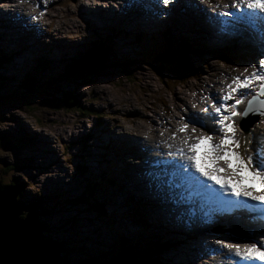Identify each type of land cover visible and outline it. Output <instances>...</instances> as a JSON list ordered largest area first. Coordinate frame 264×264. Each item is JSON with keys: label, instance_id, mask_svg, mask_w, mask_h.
I'll use <instances>...</instances> for the list:
<instances>
[{"label": "rangeland", "instance_id": "374dc122", "mask_svg": "<svg viewBox=\"0 0 264 264\" xmlns=\"http://www.w3.org/2000/svg\"><path fill=\"white\" fill-rule=\"evenodd\" d=\"M137 1L139 0H88L87 3H85V0H25V2H21L24 7H27L25 12H27L29 9L35 13L36 10L39 11L38 14L43 12L47 13L45 21L46 23L51 22V24L49 27H47V32L45 27H40L43 32L37 34L34 31L32 35L28 36L26 34L24 38L20 35V33L23 31V27H20L18 30H13L11 34H8L9 30H6L7 37L10 38L12 44H7V42L3 40L1 34L4 31H0L3 57L5 54L9 53L13 46H17V48L12 51L17 55L8 54L13 58L10 62L9 71L5 68L6 64L4 63L3 67L0 62V102L4 104L1 106L3 109L0 110V183L5 184V186H10L12 183H14L13 181H16L17 183H21V181L24 182V187L26 189L22 190V192L25 191L28 198H33L34 196L42 197L46 194H49L54 189H59L60 194H63L62 191H68L67 186H71L73 180H76L74 187H78V190L82 186L86 187V184L79 183V181H77L79 180L77 167L81 162L79 151L82 148L77 142L83 135L87 144H89L90 140L91 151H93L94 155L99 154L101 150L106 154V157L110 159L111 167L113 169L112 171L114 172H112V174L116 175H114L115 179L118 180L116 178L117 173H119L120 178H125L123 175V170L126 164L124 161L118 163L122 157L114 160V156L110 150L111 145L110 142H108L107 137L114 135L117 136L125 131H133L131 126L135 127L138 125L139 120L143 121L145 128L150 131L151 129L158 127V125L163 121L161 115L164 113L163 109H166L167 105L168 107H171L172 105L181 104L180 94H182L184 91H187L188 88H190V85L196 84L195 78L197 76H194L193 79L189 75L185 74L179 83L178 79H174L169 75L170 81L168 77L163 75L159 76L161 73H158V75L157 72L151 68V61L147 63H141L142 60H140V62H135L134 64L129 63V66L131 67L127 73H122L119 70L113 68V64L117 61H122L123 59L127 60L129 58V55H125L126 53L129 54L135 52L138 48L146 43L147 38H151L147 32L143 31L144 34L142 36L143 39L141 42L133 39L132 32L135 28L129 26L130 17L132 18L131 20L138 23L141 19L139 16L141 14L137 13V10L138 12L143 10L145 11L146 15H154L157 17L159 14V8L156 5L159 3H156V0H150L151 5H148V9H144L140 7L138 3H136ZM104 5L107 6L105 7ZM128 6H132V9H129ZM81 8H86V13H83ZM170 8L171 6L168 9ZM17 12V9L11 11L10 15L17 16ZM125 12L126 14L130 12L128 14L130 17L126 15ZM131 15H133V17ZM108 16L118 17L116 19L117 22L111 24ZM137 16L139 18H137ZM155 17L149 16L145 18V22H143L142 25H147V27L150 28L151 22L159 21ZM195 18L196 15H193V11H188L182 16L181 22H178L174 18L166 25L169 26L171 30L176 29V27L179 26L184 32L191 36L187 38L194 39L196 34H193V31L195 27L197 28ZM17 21L19 22V20ZM165 21L167 20L165 19ZM178 23L179 25H177ZM113 25L119 26L120 28H129L131 30L129 33L132 34L130 35L131 37H125L121 30L122 33L119 34L121 38L117 37L116 35L112 40L115 52L112 51L104 56L106 57L105 65L108 68H105L106 70L104 71L91 74L90 77L85 79L84 86L81 85L83 78H78L79 82L77 86H73L75 93L73 96L81 99V103L85 108L89 107L91 109L97 110L95 115L89 113L86 116L85 113L83 116H81L77 114V108H74L70 103L63 102V98L66 97V95L72 90L71 87H69L66 83L68 81L62 80L64 75H61L64 74L65 69H63L61 66V61L59 62V65L49 67L46 66L45 70L40 72L43 74V82L40 83L41 90L39 92L37 90L29 93L35 94L33 96L34 99L26 101L24 104H19V100L21 101L26 99L30 96L29 94L25 93L21 97H17V94L13 95V87L5 88L2 86L3 82H12V84L17 83L18 80H16V78L18 73L22 74L23 76V72L21 71L25 67L33 64L36 60L41 58L37 57L36 55L43 56L42 59L45 60L46 58L51 59L54 63L62 57V59L69 63L71 60L75 59L74 54L79 52L81 45H85L87 42L88 47L97 44L96 41L99 39V36L104 38L106 34L110 33V27L115 28ZM171 25L173 26V29ZM95 27H98V29L95 30ZM165 27L166 26L163 25L157 32H163ZM234 27L235 30L239 29V26L237 25ZM14 28L15 26H13V29ZM0 30H2V28H0ZM157 32H155V34ZM44 35L45 38L42 39V42L45 44H43L40 48L39 45L41 42L38 39H41ZM168 37L170 40L173 38L176 39V37L173 35H168ZM165 38H161V36L158 34L156 35L155 41L158 45L168 42L166 40L167 38ZM120 40L121 42H119ZM22 42H28L31 43V45L25 44L24 48H22L20 46L22 45ZM201 44L202 46L204 45V43ZM18 48L19 52H17ZM84 48L86 49V47ZM149 49V45L146 44L143 47V50H139L142 52V54L137 53L136 57L130 60L147 59L150 53H153L147 51ZM121 55H123V58L118 59V57ZM163 57L164 56H156L154 58L163 60ZM211 57H213L211 64H206L204 62L201 63V67L203 68L201 73L206 74L207 71H209V67H211L213 64L214 69L219 67V63L215 60L216 56ZM41 62H43V60ZM127 62L128 61H126V63ZM190 65L193 67V69L188 70L192 71L193 73L200 70V64ZM153 71H155V73ZM56 73L57 75H55ZM37 74L38 76H41V74ZM76 75L79 77L78 74ZM74 80L76 79L71 81ZM44 81H48L49 83ZM24 83L27 88V82ZM19 86L21 85L19 84ZM174 92L176 93L175 95ZM91 94L98 96V98L95 100L93 97H91ZM244 101H247L246 98ZM115 102L119 103L118 108L113 106ZM77 116L82 117L83 126L81 124V120ZM117 117L120 118L118 119L116 125L119 127L121 125L123 128L118 129L122 130H115V124H113L114 129L108 130L110 127L109 124L116 122ZM132 118L134 121L131 120ZM71 119L72 124L66 125V120L69 121ZM61 122L64 124H61L59 127ZM167 123L169 124V129L171 130V126L173 124L172 118L171 120L168 119ZM54 127H56L55 129H57V132L52 131ZM107 130L108 132L105 133ZM96 131L98 134H95ZM143 132L141 133L143 138H139L141 143H144V140L146 139L144 138ZM39 133H41L42 136L48 135L51 143H47L40 139L37 141L33 140L37 138ZM160 133L161 132L158 131V135H160ZM12 135L18 138L17 143L7 140V138ZM2 137H4L5 141H1ZM112 143L119 144L118 141ZM130 143L134 149V144L132 142ZM120 146L124 145L120 144ZM83 162L86 167L91 172H93L91 176L95 175V179L99 180V177H96V174H102L103 170H100L103 168V166L100 165L98 169H96V167H94V156L92 155L87 160L84 159ZM117 184L119 186V190L113 199L117 198V200L121 201L125 199L129 202L125 196H121L120 190L122 187H125L127 192L134 194L130 182L127 183L126 186H123L121 182H117ZM103 189L107 192L111 191L110 187H99V185L96 191L101 192ZM76 196H78V193H74V195H72L71 203L73 202L74 198H78ZM111 196L113 195H110L106 199V202L115 203L116 201L109 200ZM133 197L136 198L134 195ZM22 198L26 197L22 196ZM31 201H33V203L38 206L41 204L36 200ZM45 203H47V201ZM86 203H88L87 199L86 202H79V206L83 209L87 207ZM138 203L141 202L139 201ZM168 203H170L169 207L171 206L175 208L176 202L170 200ZM129 204L134 209H136V212H140L144 218V221H146L142 211H140V209L132 203L129 202ZM41 205L44 209L43 204ZM16 207L18 208V206ZM73 216V213L67 215L66 218L56 213L51 215L45 214L44 219L50 220L48 221V224L45 225V230L42 234L44 236H50L56 240H60L62 243H66V238L60 229L57 227H50V225L59 221L67 225L68 222L72 223ZM146 217L154 227L159 226V223L163 222L161 213L157 209L148 210ZM84 218L85 215L81 213L79 217V224L77 225L73 222L74 229L77 232H80L81 230L84 233L90 232V228L88 226H83L82 221ZM170 218L173 221L178 220V218L175 219L176 217L171 215ZM186 220H190V218ZM98 223L96 235L95 230L91 228L92 233L82 234L78 239L79 244H88L91 240L95 241L94 244H96V242H100L102 244L116 243L121 238V231H112L109 226L105 225L104 220H99ZM123 229L128 234L129 241L132 238L134 239L140 235L137 229H134L128 225H124ZM193 231L194 229L187 230L184 233L179 232V234L174 238L182 239L183 236H189L190 240H192V243H195L197 240H199V237L198 235L195 236L194 233H192ZM190 236H194V239H192ZM170 240L171 239H168L167 242H170ZM185 245L186 242H184V244L178 249L168 250L165 252L164 257L168 261V264H184L187 252ZM67 246H69V244H67ZM94 249L95 248L90 245L88 250L85 248V252L90 253L89 251H94ZM114 249L116 250V248ZM129 251L132 253L134 252L131 246L129 247ZM176 252L179 253L176 254ZM108 254L109 253L106 252L105 255L101 257V255L99 256L96 253L97 257L102 262L106 260L105 258H112V256H109ZM149 255H151V253H149ZM149 255H147V257H149Z\"/></svg>", "mask_w": 264, "mask_h": 264}, {"label": "clouds", "instance_id": "9594fccd", "mask_svg": "<svg viewBox=\"0 0 264 264\" xmlns=\"http://www.w3.org/2000/svg\"><path fill=\"white\" fill-rule=\"evenodd\" d=\"M4 1H0V4H2V2ZM22 1L25 2V0H11L10 2L14 3L13 5L15 8H19L18 4L21 3ZM49 1H52V0H49ZM145 2L146 0H143V3ZM225 4L231 5V0H211L209 5L213 8V10H215V12H222V11H225V8H224ZM146 5L148 6L149 4L146 2ZM3 6H0V7H3ZM170 6L172 7L173 4H170L168 8ZM24 9H26V7H24ZM188 10L189 9H184V10L172 13L170 16L165 17L167 21H165L164 19L160 22L162 23V25L160 24V26L165 25L166 27H168L166 25L168 24V22H170L172 19H174V17L178 15L183 16L185 13L188 12ZM29 13L40 16L41 19H44V20H41L40 22L46 23L45 17L47 13L43 12L40 14H36L34 11H29ZM212 16L213 18L203 11L196 12L197 27L199 28V30L203 31L205 34V39L197 37L196 41H198L199 43H204L205 46L203 47L194 45L193 40L180 36V35H176L172 32L170 34L166 32H157L155 34L154 33L155 28L160 29L161 27H158L159 25L154 24V26L150 29V32L153 36L151 38H147L146 43L144 45L138 48L135 52H132L129 54L126 53L125 55H129V58L127 60L126 59H123L122 61L119 60L113 64V68L119 70L122 73H127V71H129V68L131 67L129 66V63L140 62V60H142L141 63L149 62L148 59L130 60V59L135 58L137 53L142 54V52L139 50H143V47L146 44H148L150 49L147 51L156 53L154 57L162 56V54H165L164 56L173 58V62H163L162 60L156 61L155 58H152L150 60L151 65H152L151 68H153L157 72V74H158V70H157L158 63L160 62L161 63H174V62L177 63L178 71L175 69V71L170 72V69L168 68L166 72L161 73V75L158 74L159 76H162V75L166 76L168 77L169 80H170L169 73H173V74L180 75V76H185V74L182 73V71H180L182 69L180 60H182L187 67L192 68V69L193 67L190 64H196V65L200 64L199 66L200 70H198L195 73H193L192 71L188 69L186 70V74L189 75L191 78L194 79V76H197L195 78L196 84L190 85V88H188L187 91H184L181 94L180 96L181 104L180 105H172L171 107L166 106V109H163L164 113L161 115V118L163 121L158 125V127L153 128L150 131H148L146 128L144 129V132H143L144 138H145L146 133L151 134L150 137L146 138L148 139V142H149L147 144L148 148H150V151H148L147 155H145V152H142V153L136 152L132 148V145L130 142L124 143V146H120V143L119 144L110 143L111 145L110 150L114 156V160H117L119 157H122V159H120L118 163H120L121 161L125 162L126 165L123 170V175L129 179V182L136 193V195H134L132 193L126 192L124 190V187H122L120 190V194L121 196H125L129 200L130 203H132L133 205L138 207L140 211H142L146 221H144V218L140 212H136V209H134L135 213L134 212H132L131 214L127 213V207L131 206L128 201H126L125 199H123L122 201L117 200V198L113 199V197L117 194V191L119 190V186H117L118 185L117 182L119 181L115 179L114 177L115 174L114 175L112 174L113 169L111 167L110 159L106 157V154L101 150L99 154L94 155L93 151H91L90 140H89V144H87L85 142L84 135L79 138L78 145L82 148L79 151L80 153L79 157L81 159V162L77 167V173L80 176L79 180L77 181H79V183L86 184L85 179L95 178V175L91 176L93 172H91L83 162L84 159L87 160L91 155L94 156V167L98 169V167L102 165L103 168L100 171L106 170L108 177L110 178L108 179L109 180L108 185L112 187L110 189L112 192L111 195L113 196H111L110 199L112 201H116L115 203H110V204L105 205V204H102L101 200L95 201L92 197V194H90L88 196V206L87 207H90L91 205V209L93 210L92 215L95 217V220L88 221L87 219L88 214L83 213L85 215V218L82 222H83L84 227L86 226V224H88V222H95L94 227H97L99 224L98 223L99 220L105 219L104 220L105 225L109 226L112 231L122 232L119 244L121 243L122 240H125L128 237V234L123 229L124 225H128L138 230V233H140V235H138L134 239L132 238L133 240H136V241L139 237H143L146 240H149L147 238V234L158 233L162 237H160V239L157 240L156 248L153 247V250L156 252V257H159L158 263H161V264H168V261L164 257V254L166 251L178 249L181 247V245L184 244V242L190 243L191 254L195 257V261H193L191 264H209L211 262L214 264V260H216L217 255H219V261L217 262V264H264V262H245L241 260L239 257H235L229 254V250L226 247L222 248L221 245L216 243V241L218 240L224 241L225 243H231V244L239 243L241 245H243L244 243L257 242L259 240V237L261 235H264V219H262L260 216L250 215L248 211H246L244 208H236V211L234 210L235 211L234 214L230 215L227 210L220 209L219 206H217L216 204L205 202L202 197L195 195L194 193L190 195L189 192L184 189L175 190L177 193L175 210L168 209V206L170 205V203H168L167 201H170V199L168 198V196H170V193L166 194L165 188L158 187L157 186L158 181L154 180L149 175L150 172L146 170L147 168H144L146 167L145 166L146 163L150 162V164H152L155 158H160V159L167 158L165 154L169 151V149L165 147L166 144H172L173 149L176 146L181 144V141L184 139V137L178 134L177 130L175 129L176 124L182 121L181 120L182 116L184 117V119H187L188 114L190 112H199L202 108L207 107L205 106L206 101L200 95L203 91L219 93L220 95H223V88L225 85L223 83L224 80H228V83H229L233 76L241 75V73H243L244 75L250 74L252 72V68L250 67V65L255 64L257 68H259V65H258V61L260 58L259 55L262 52H264V47L261 46V43L258 38V32L253 30L247 24L231 21V18H227L229 21H231L230 23L225 21L223 22V25H220L215 21L217 20L218 16L217 15H212ZM117 18L118 17H113L112 19L110 17L111 19L110 23L111 24L112 22L116 23ZM18 20L21 23L20 21L21 19H18ZM20 23L18 24L21 25ZM50 24L51 22L46 23L45 26L49 27ZM236 25L239 26V29L236 30L238 34L242 36L243 38H246L247 40L248 43L246 44V47L248 48L250 53H242L238 51L236 48L231 47L229 45V40L227 37V33L229 32H220V33L217 32L218 30H221L222 28L225 30L227 29L229 30L231 27L232 29H235L234 26ZM242 28H248V30L243 31L241 30ZM137 33H139V36H142L144 34V32L141 30H138ZM230 33H232V31H230ZM158 34L161 36V38L168 37V35L175 36L176 39L173 38L171 40L178 41V43L180 44L181 52L179 53L173 47H171V49H169V47H166L165 45H169V42H165V43L158 45L157 42L155 41L156 35ZM115 36H116V33L111 32L109 37L105 36L104 38L103 37L102 38L105 39L109 47L111 45L109 42H111V39ZM133 36L135 38V36H138V34H133ZM215 38L223 39L224 42L226 43V47L232 52L227 51V50L216 51V47L213 46V41ZM21 46L24 47L25 43L22 44ZM86 46H88V42L85 45L80 46L83 48H79V52L82 49H84V47ZM110 47L112 51L115 52L113 45H111ZM79 52L74 54V56L79 55ZM174 52L177 53V56L174 54ZM211 56H216L215 60L219 63V67L214 69V64H213L211 67H209V71H207L206 74L201 73V71H203V68L201 67V63L204 62L206 64H211L212 58H213ZM119 58H123V55L118 57V59ZM9 61H10V56H8V54H5L3 57L2 52L0 51V62L3 67H4V63L6 64L5 68L8 71L10 70V65H8ZM60 61H61V66L63 67V69H67V66L69 65L70 62L67 63L64 59H62V57L58 61H55V63L53 62V60L46 58V60L44 59L43 64L50 62L48 66H56V65H59ZM126 61H128L127 65H125ZM34 65H36L35 62L27 66L28 68L26 67V71H29V70L31 71V69L33 70ZM118 65H121V66H118ZM245 68H248L247 73L243 72ZM123 69H126L127 71H124ZM155 71L153 72L155 73ZM55 75H57V73ZM63 75L65 76V73L62 74L61 76ZM30 79H31L30 76L25 75L24 82H27V89L31 90V92L37 91L35 89V86L30 83ZM66 80L68 81L66 82L67 85L71 88L74 85L77 86L79 82L78 78L74 81H71L65 76L64 81ZM241 92L245 94V98L247 101L248 99H251L253 95H258L259 100H264V93L259 92L258 83H254L251 89H242ZM91 97H93L95 100L98 98V96H94L92 94H91ZM236 98H238V95L236 96ZM77 102H78V106L82 107V109H79V107L77 108V111H78L77 114L83 116V114H85V112H83L85 109L91 110L90 113L92 115L96 114L97 110L91 109L89 107L85 108L81 103V99L77 98ZM229 103H231V101H229ZM0 104H1L0 106L4 105L2 104V102H0ZM192 105H195V108H192ZM246 106H247V103L246 104L241 103L240 105L237 106V111L242 112ZM1 109H3V107H0V110ZM78 118L81 120V124H82V117H78ZM119 118L117 117L116 122L109 124L110 127L108 130L114 129L113 124H115V130H122V129H118V126L116 125ZM171 118H172L173 124L170 130L167 120ZM72 119L69 121L66 120L67 121L66 125L72 124ZM61 124H64V123L61 122L59 124V127L61 126ZM234 124L236 125V137L240 141L239 151L242 154L246 153V151L253 150L252 147L245 144L246 139H249V138L253 139L254 146L256 147V142L258 141L260 135L262 134L264 136V115L262 114L249 113L247 117H242L240 115H237L234 118ZM205 129L207 132H209L208 128L205 127ZM108 130L105 133H107ZM158 131L161 132L160 135H158ZM173 132L176 133L175 138H173L172 136ZM249 132H252L254 134L253 137L248 136ZM95 134H98L97 131ZM210 134H212L213 137L215 136L217 140L220 139L219 134H216V132H215L216 135H214V132ZM130 136L137 137V138H143L142 135H130ZM12 137H14V135H12ZM157 147H160L161 150H155ZM150 159L152 161H150ZM218 163L222 168L226 167L224 164V161H218ZM133 166H136V168L134 169ZM137 176L141 177L142 179L137 180L136 179ZM96 177L100 178L101 175L96 174ZM236 179H240V177L237 176ZM104 180H107V179H104ZM75 181L76 180H73L71 186H67L68 191L66 190L62 191L63 194L61 195H64V197H60V198L61 200L66 201L63 204L56 203L54 201L55 198H53V200L51 199L53 195H56L57 193L60 194L59 189H54L49 194H46L42 197L34 196L33 198H28L25 191H23L22 194L26 198H23V203H20L18 199L17 201L20 206H27V204L31 200H36L37 202L43 204L44 209L38 211L37 213V218L40 219V224L42 225H47L48 221L50 220V219L44 220L43 216L41 215L42 212H44V215L45 214L51 215L53 213H56L64 218H66V216L69 215L70 213H73L74 216L72 218V223L68 222V224L65 225L61 221H59V222H56L55 224L50 225V227L52 226V227L59 228L60 231L64 234V236H68V238H70L69 236L70 227L72 228V233H74V234H71L72 236L71 240L68 239L66 243H62L60 240L54 241V242L61 243L62 248H63L62 259L58 260L56 264H95L94 262L95 259H98L96 253L99 256L101 255L102 257L104 253L106 252L108 253L110 251V250H107V249H110V247L105 246L104 248L102 246L104 244L107 245V243L101 244L99 242L100 244H98V242H96V244H94L93 242L90 241V243L88 244L85 243V244L87 245V249L89 248L90 245L93 246V248H95L94 251H89L90 253L88 254H84L82 252L81 250L82 244H79L78 239L81 237L82 234H88V233H84L82 230L80 232H77L74 229L73 222L77 225L79 224V217L82 212L80 211L79 208L72 207L70 203L68 202V198H72V195H74V193H78V196L76 197L79 198L83 192L86 194V197H87V192L92 187L82 186L78 190V187L76 188L74 187ZM0 184L1 186H5V184H2V183ZM11 185L16 186L13 183ZM92 185L93 183L90 184L89 186H92ZM241 186H249L248 181L246 179L242 180ZM17 187L19 188L21 186H17ZM215 187H218V186H215ZM23 188L24 190L26 189L24 186ZM180 193H184L182 198L180 196ZM133 195L136 198H134ZM47 196L50 198H46ZM139 199H142L141 203H138ZM46 201L47 203H45ZM143 202H144V205L141 207V204ZM153 209H157L160 211L161 217L163 220L162 225H159L157 227H154L147 220V217H146L147 211L153 210ZM25 210H21L22 213H25V214H19L20 218H27V215L28 213H30V210H28L27 208H25ZM122 214H124L125 217H119ZM188 214L191 215V220L193 219L195 220V222L196 221L201 222L202 219L204 220L207 219L208 220L207 222H210L212 225V227L207 230H200V233L198 234L199 240H197V242L193 244L189 236H183L182 239L174 238L176 235L179 234V232L184 233L187 231L186 226L190 223L188 222V220H186L185 217ZM170 215H173L176 218L183 216V220H181L180 223L174 224L175 222H172L173 220H171ZM248 223H249V226L247 227ZM165 225H167V227H165ZM190 237L191 238L193 237L194 239V236H190ZM168 239H171V240L168 244H166V241ZM41 240H46V239H41ZM67 244H69V246H67ZM103 249L105 250L103 251ZM194 249L195 251H201V249H204V250L196 254L194 252ZM112 255L114 254H111L109 256H112ZM151 255L152 257H154L153 252H151ZM114 260L120 261L119 255H116L115 257H113L110 260V262L114 263ZM126 262L127 260L123 258V261H120V264H125ZM100 264H106V263L101 261ZM138 264L140 263L138 262Z\"/></svg>", "mask_w": 264, "mask_h": 264}, {"label": "snow or ice", "instance_id": "6c2138e0", "mask_svg": "<svg viewBox=\"0 0 264 264\" xmlns=\"http://www.w3.org/2000/svg\"><path fill=\"white\" fill-rule=\"evenodd\" d=\"M87 2L88 0H85V3ZM174 2L175 0H156V3L163 4L165 8ZM210 2L211 0H202L205 4ZM224 8L225 11L216 12L220 19L228 23L235 21L249 25L258 32L259 41L264 47V0H231V5L225 4ZM227 18H231V21ZM32 19L37 17L32 16ZM258 65L259 68L255 64L250 65L252 72L248 75L241 73L233 76L231 81L224 85L223 95L213 93L210 107L188 114L187 118L193 124V133L196 132L195 124H200L201 128L207 127L208 133L201 131L198 136L191 137L193 142L185 137L174 149L172 144H166L165 147L169 149L165 154L167 158L153 160L150 167L155 170L149 175L158 181V187H166L173 199L177 194L175 190L184 189L190 195L194 193L205 202L216 204L224 210L245 208L249 212L259 213L264 219V149L255 147L254 140L249 138L245 140V144L253 150L242 154L239 151L240 141L236 137L234 124L237 115H264V100H259L258 95L248 99L242 112L237 111V106L245 100L242 89H251L254 83H258L259 92L264 93V52L260 54ZM243 72L247 73L248 68ZM192 108H195V105H192ZM183 119L182 116L181 120ZM205 120L212 123L207 124ZM187 128V123L179 125L180 132ZM213 132L222 134L219 142L214 141L213 135L210 134ZM175 135L173 132V138ZM253 135L252 132L248 133L249 137ZM218 161H224L226 167L222 168ZM237 176L240 179H236ZM245 179L249 186H241V181ZM183 195L184 193H180L181 198ZM216 243L222 248L226 247L229 254L245 262H264V235H261L257 242L243 245L219 240Z\"/></svg>", "mask_w": 264, "mask_h": 264}, {"label": "trees", "instance_id": "16d2710c", "mask_svg": "<svg viewBox=\"0 0 264 264\" xmlns=\"http://www.w3.org/2000/svg\"><path fill=\"white\" fill-rule=\"evenodd\" d=\"M139 37L140 36H135V38H137V39ZM99 38L100 39H98L96 41L97 44L92 45L91 47L86 46V49L85 48L82 49L79 52V55L75 56V59L70 61L69 65L67 66V69H65V72H64L65 76L68 79L73 80V79H77V78H83L81 85H84L85 79L90 77L91 74L98 73L100 71H104V70H106L105 68H108L105 65L106 64V62H105L106 57H104V56L107 53L112 52V49L110 46L108 47V43L105 41V39H103L102 37H99ZM165 46L169 47V49H171V47H173L179 53L181 52L180 44L176 40H173V41L171 40L169 42V45H165ZM174 54L177 56V53L174 52ZM155 55H156V53H152L148 56L147 59L150 61L152 58H154ZM42 60L44 62V59H42V58H40L39 60H36L35 61L36 65H34V69L31 71L30 70L25 71V73H23L24 76L25 75L30 76V78H31L30 83L35 86V89L38 90V92L41 90L40 83L43 82V80H42L43 74L40 73L39 71L44 70L45 67L48 66L50 63V62H47L46 64H43V62H41ZM127 64H125V65H127ZM180 64L182 66V69L180 70V71H182V73L186 74L187 69L192 70V68L187 67L182 60H180ZM168 68L171 71H175V69L178 71L176 62H174V63H161L160 62L157 64L158 73L166 72V70ZM123 70L127 71L126 69H123ZM127 72H129V71H127ZM37 73L41 74V76H38ZM76 74H78L79 77H77ZM170 74L172 75V77H176V79H178V82H180L182 80L183 76L176 75L173 73H170ZM86 75H88V76H86ZM21 79H23V77L22 78H18V77L16 78V80L20 81L19 83H21V86H19L18 82L13 83V84H12V82H3L2 86L5 88L13 87V95L17 94V97H21L25 93H27V94L31 93V90H28L26 88L25 83L22 82ZM62 80H64V78H62ZM44 82H48V81H44ZM71 89H72V91L69 94H67L66 97L63 98V102L70 103L71 105L74 103L72 106L74 108H78L79 106H78L77 98H75L73 96L75 94L74 93V87H72ZM29 95L30 96L27 97L26 99L21 100V101L19 100V104H24L26 101L34 99L33 96L35 94H29ZM79 109H82V107H79ZM83 112H85L86 114H89L91 112V110L85 109ZM7 140L13 141L15 143L18 142V138L12 137V136L8 137ZM1 141H5L4 137L1 138ZM78 177H80V176H78ZM104 179H107V180H104ZM108 179H110V178L108 177L106 170L102 172L99 180H96L95 178L85 179L86 187H92L87 192V197H86V194L83 192L79 198H74L72 203H71V198H68V202L71 203L72 207L79 208L82 213L88 214V216H87L88 221L95 220V217L92 215L93 210L91 209V205H90V207L82 209L79 206V202L80 203L86 202V199L88 201V196L90 194H92V197L95 201L101 200L102 204H105V205L110 204V202H106V199L111 195V193H112L111 191L106 192L104 189L101 192L96 191L98 185H99V187H110V188H112L111 186L108 185L109 184ZM13 182H14L13 184H15L16 186H21V187H19V193H16L15 203L18 204V201L20 203H23L22 190H24V188H23L24 182H22V181H21V183L20 182L17 183L16 181H13ZM92 183H93V185L89 186ZM60 197H64V195L57 193L56 195H53L51 199L53 200V198H55L54 201L58 204L65 203L66 201L61 200ZM46 198H50V197L47 196ZM110 198H109V200H111ZM17 199H18V201H17ZM86 205L88 206V203H86ZM39 206H40V204H39ZM92 208H93V206H92ZM42 209H43V207L40 206V210H42ZM132 212L135 213L134 208L132 206L127 207V213L131 214ZM41 215L44 218V212H42ZM119 217H125V215L122 214ZM160 237H162V236L159 235L158 233L147 234V238L149 240H146L143 237H139L137 239V241L133 240V239H131L129 241V239L127 237L125 240H122L121 243L118 245L117 243L120 241V239H121L120 238L116 243H114V245L111 246V245L107 244L106 246H109V247L111 246L110 249L116 248V250L119 253L120 261H123V258H125L127 260V262L125 264H138V262L140 264H161V263H158L159 257H156V252L153 250V247L156 248V242L158 239H160ZM123 241H126V242H123ZM130 246L134 250L133 253L129 251ZM146 251H148V252H146ZM151 252H153L154 257H152V255H149V253H151ZM108 253H109L108 255L114 254V252L111 250ZM147 255H149V257H147ZM112 258H113V256H112ZM112 258H110V259L105 258L106 260L104 262L106 264H114V263L110 262V260Z\"/></svg>", "mask_w": 264, "mask_h": 264}, {"label": "bare ground", "instance_id": "6f19581e", "mask_svg": "<svg viewBox=\"0 0 264 264\" xmlns=\"http://www.w3.org/2000/svg\"><path fill=\"white\" fill-rule=\"evenodd\" d=\"M11 0H5L4 2H2V4H0V5H4L2 8H0V28H2V30H0V31H4L1 35H2V38H3V40L5 41V42H7V44H12L11 42V40H10V38H8L7 37V33H6V30H9V33L8 34H11V32L13 31V30H18L20 27H22V26H19V22L17 21V20H15V18H17V16L16 15H10V12L12 11V10H14V9H16L15 7H14V3L13 2H10ZM133 2V1H132ZM23 3V2H22ZM21 3V4H22ZM39 4V3H38ZM80 7V6H79ZM27 8V7H26ZM82 9V8H81ZM28 11H30L29 9H28ZM82 11H83V13H86V8H84V9H82ZM189 12L190 11H193V15H196V12H197V10H195V9H190V10H188ZM38 12L39 11H37L36 10V14H38ZM135 12V11H134ZM130 13V12H129ZM129 13H127L126 14V12H125V14L126 15H128ZM129 16V15H128ZM140 17H141V19H140V21L137 23V22H134L133 20H131L132 18L130 17V22H129V26L130 27H133V28H135L134 29V31L132 32L133 34H138V36H139V33H137V32H135V31H138V29L139 30H142V31H145V32H147L148 33V30H150L153 26H154V24H156V23H158V22H151L150 23V28L149 27H147V25H142V23L143 22H145L144 21V19L145 18H147V17H149V15H144V14H141V15H139ZM22 17V16H21ZM81 17H82V15H81ZM135 17V16H134ZM137 18H139L138 16H137ZM137 18H135V19H137ZM178 22H181L182 21V16H176V17H174ZM82 19H83V17H82ZM195 21H196V18H195ZM117 22V21H116ZM130 24H132V25H130ZM171 24V23H170ZM177 25H179V23L177 24ZM13 26H15V28L13 29ZM115 28H112V27H110L109 28V32L110 33H108V34H106V36H109L110 34H111V32H115L116 33V35H117V37H120L121 38V36L119 35V34H121L122 32H123V34L125 35V37H131L130 35H132V34H130L129 33V31H131L129 28H125V27H119V26H115V25H113ZM172 26V25H171ZM186 26V25H185ZM24 28H28L26 25H24L23 26ZM198 28V27H197ZM196 27L194 28V33L193 34H196V37H194V39H196L197 37H200V38H202V39H205V34H204V32L203 31H199L198 29H197ZM96 29H98V27H95V30ZM161 29V28H160ZM160 29H157V28H155V30H154V33L155 32H157L158 30H160ZM172 29H173V26H172ZM121 30H122V32H121ZM242 30L243 31H246V30H248L247 28H242ZM163 32H166V33H168V34H170L171 32L172 33H174V34H176V35H180V36H183V37H191L190 35H188L186 32H184L179 26L178 27H176V29H173V30H171V28L168 26V27H165L164 28V30H163ZM22 33H23V31H22ZM20 33V35L24 38L25 36H26V34L28 35V36H30V35H32V33H34V30L33 29H31V30H29V31H27V33L25 32V34L23 33ZM149 34V33H148ZM99 36V35H98ZM143 36V35H142ZM142 36H140L138 39H136V40H138L139 42H141V40L143 39V37ZM149 36L150 37H152L153 35L152 34H149ZM99 37H101V36H99ZM100 39V38H99ZM133 39H135L134 38V36H133ZM190 39V38H189ZM194 39H191V40H193V44L194 45H198V46H200V47H203V46H205V44L202 46V44L201 43H199L198 41H196V40H194ZM173 41V40H172ZM119 42H121V40L119 41ZM128 42H131V41H128ZM165 42V41H164ZM173 43V42H172ZM237 43H238V41H235V44L237 45ZM22 44H24V42H22ZM132 44H134V43H132ZM8 46V45H7ZM15 48H17V46H13V48L9 51V53L8 54H13V55H17L15 52L13 53L12 51H14L15 50ZM22 48H24V47H22ZM81 48V47H80ZM49 49H50V47H49ZM0 51L2 52V40H1V37H0ZM12 52V53H11ZM17 52H19V48H18V50H17ZM12 55V56H13ZM114 55V54H113ZM116 59V58H115ZM128 63V62H127ZM127 63H125V64H127ZM135 63V62H134ZM133 63V64H134ZM46 68V67H45ZM45 70V69H44ZM44 70H42V71H44ZM39 72H41V71H39ZM169 75L172 77V75L169 73ZM22 77H25L24 75L22 76ZM174 79H176V77H173ZM21 81H25V78H23V80L21 79ZM20 81H18V83H19ZM180 83V82H179ZM183 83V82H182ZM223 83L224 84H227L228 83V80H224L223 81ZM20 85H21V83H19ZM181 85V84H180ZM195 85V84H194ZM186 90V89H185ZM176 93L174 92V95H175ZM212 94H213V92H205V91H203L200 95L204 98V100L206 101L205 102V104L206 105H209L210 103H211V99H212ZM181 95V94H180ZM166 97V96H165ZM163 98V97H162ZM165 100V99H164ZM180 102V101H179ZM111 103V102H110ZM122 103V102H121ZM209 103V104H208ZM242 103H244V104H246L247 103V101L245 102H242ZM111 105V104H110ZM114 107H116V108H118L119 107V103L117 102H115V104L113 105ZM168 106V105H167ZM123 107V106H122ZM132 107V106H131ZM134 108V107H133ZM133 108H131V109H133ZM137 109V108H136ZM155 110V109H154ZM142 113V112H141ZM142 115V114H141ZM140 116V115H139ZM141 117V116H140ZM132 121H134V119L132 118L131 119ZM171 120V119H170ZM131 121V122H132ZM145 121V120H144ZM156 121V120H155ZM158 122V121H157ZM160 122V121H159ZM209 122V121H208ZM156 123V122H155ZM170 123V122H169ZM184 123H187L188 124V128L184 131V132H180L179 131V125H181V124H184ZM135 124V123H134ZM154 124V123H153ZM159 124V123H158ZM133 125V124H132ZM199 124H195L194 126H195V128H196V132L195 133H193L192 132V128H193V124H192V122L191 121H189L188 120V118L187 119H184V120H182L181 122H178L177 124H176V127H175V129L177 130V132H178V134L180 135V136H182V137H188L189 138V141L190 142H193L192 140H191V137H193V136H198L199 134H200V132L201 131H203V132H205V133H208L207 131H206V129L205 128H201V125L200 126H198ZM118 126V125H117ZM168 126H169V124H168ZM56 127H54L53 129H52V131L53 132H57V129H55ZM118 128H123L121 125H120V127L118 126ZM131 128H132V130L133 131H131V132H129V131H125V132H123V133H120L119 135H117V136H108L107 137V139H108V142H110V143H112V142H115V141H118L120 144H122V145H124V143H126V142H132L133 144H134V150H136V152H138V153H142V152H145V155H147V153H148V151H150V148H148V139H145L144 140V143H141V141L139 140V138H137V137H132V136H130V135H141V133L144 131V129H145V125H144V123H143V121H141V120H139L138 121V125H136L135 127H132L131 126ZM27 130V129H26ZM146 132V131H145ZM35 133V132H34ZM216 134H219V136H221V134L219 133V132H216ZM215 134V132H214V135H216ZM29 136V135H28ZM151 136V134L150 133H146V135H145V138H148V137H150ZM214 138V141L215 142H219V140H217L216 138H215V136L213 137ZM25 139V138H24ZM28 139V138H27ZM33 139V138H32ZM38 139H40V140H42V141H45V142H47V143H51V140L49 139V136L47 135V136H42V134L41 133H39L38 134V136H37V138L36 139H33V140H35V141H37ZM146 145V146H145ZM101 149V148H100ZM140 150V151H139ZM150 161H152L151 159H150ZM150 162H148V163H146V167H144V168H147L146 170H148V172H152V171H154L155 169H153L152 167H150ZM159 167H163V166H158V168ZM133 168L135 169L136 168V166H133ZM125 178H120V175H119V173H117V178H118V181L119 182H121L122 184H123V186H126L127 185V183H129V179L126 177V176H124ZM137 180H139V179H142L141 177H139V176H137V178H136ZM142 181V180H141ZM150 182V181H149ZM118 186V185H117ZM124 190L126 191V189H125V187H124ZM127 192V191H126ZM133 192H134V195H136V193H135V191H134V189H133ZM168 193V190H167V188H166V194ZM168 196V195H167ZM168 198L170 199V200H172L173 202H176V197H175V199H173L172 197H171V195L170 196H168ZM139 201L140 202H142V199H139ZM138 201V202H139ZM168 202V201H167ZM35 203H33V201H30L28 204H27V206H32V205H34ZM144 205V202L141 204V207ZM40 206H42L41 204H40ZM40 206L38 207V211L40 210ZM168 208H170V209H173V210H175V208H173V207H169L168 206ZM27 209L28 210H30V208L29 207H27ZM232 211H233V209H232ZM248 213L250 214V215H252V214H255L256 212H249L248 211ZM258 215H259V213H258ZM171 216H173V215H171ZM194 217V216H193ZM186 219H188V218H190V220H188V222L190 223V224H188L187 226H186V229L187 230H192V229H194V231L192 232V233H194V235L195 236H197L199 233H200V229H199V227H197V224H196V222H195V220H191V215H187L186 217H185ZM175 219H177V218H175ZM37 220L39 221V223H40V219H38L37 218ZM181 220H183V216H180L179 218H178V220H174V221H172V222H175V224H177V223H180L181 222ZM159 225H162V223L160 222L159 223ZM181 225V224H180ZM45 226V225H44ZM165 227H167V225H165ZM44 232V230H42V231H40V233H39V238L40 239H46V240H48V241H55L56 239H54V238H52V237H48V236H44L42 233ZM192 239H193V237H192ZM169 242H167L166 241V244H168ZM193 244V243H192ZM185 247H186V250H187V252H186V260H185V262H184V264H191L193 261H195V257L191 254V249H190V243L189 242H186V245H185ZM197 250V249H196ZM200 250V249H199ZM202 250H204V249H201V251H195V249H194V252L196 253V254H198L199 252H202ZM61 252L62 251H60V253H59V256H61ZM146 252H148V251H146ZM177 253H179V252H176V254ZM62 257V256H61ZM174 257V256H173ZM60 260V259H59Z\"/></svg>", "mask_w": 264, "mask_h": 264}, {"label": "water", "instance_id": "95a60500", "mask_svg": "<svg viewBox=\"0 0 264 264\" xmlns=\"http://www.w3.org/2000/svg\"><path fill=\"white\" fill-rule=\"evenodd\" d=\"M162 61L173 62V58L164 56ZM18 192L17 186L0 184V264H56L62 259L59 256L60 251H63L62 244L39 239L40 231L45 230V226L37 220L39 206H20L15 203ZM27 207L30 208L27 218H20L19 214H25L21 210ZM114 263L120 264V261L114 260Z\"/></svg>", "mask_w": 264, "mask_h": 264}]
</instances>
